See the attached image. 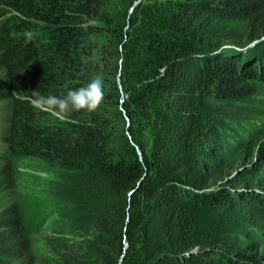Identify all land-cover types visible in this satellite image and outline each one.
Wrapping results in <instances>:
<instances>
[{
  "label": "trees",
  "instance_id": "obj_1",
  "mask_svg": "<svg viewBox=\"0 0 264 264\" xmlns=\"http://www.w3.org/2000/svg\"><path fill=\"white\" fill-rule=\"evenodd\" d=\"M135 2L0 0V264H264L240 246L264 234V54L225 48L264 38V0ZM94 78V111L34 106Z\"/></svg>",
  "mask_w": 264,
  "mask_h": 264
},
{
  "label": "rangeland",
  "instance_id": "obj_2",
  "mask_svg": "<svg viewBox=\"0 0 264 264\" xmlns=\"http://www.w3.org/2000/svg\"><path fill=\"white\" fill-rule=\"evenodd\" d=\"M247 34H249V30L247 31ZM250 49V48H249ZM248 49V50H249ZM251 53L247 55V58L251 60L252 58H258V56H261L264 54V45L262 46H254L250 49ZM252 62V61H251ZM264 63V61L262 60ZM3 80V76L0 74V84ZM257 101H261L264 104V88L260 89V94L258 95V98H256ZM0 110V114H3L5 116L4 123L7 122V116L9 114L8 109L4 106ZM6 124L3 125L5 127ZM254 133H248L246 139L251 140L253 143L256 142V139L264 133V115L258 117V121L254 122L252 124ZM1 130V126H0ZM2 135V134H0ZM1 138V137H0ZM244 140V138L242 139ZM259 143V142H258ZM257 143V144H258ZM260 145V144H259ZM257 147V146H256ZM260 146L255 149L258 151ZM6 147L1 142L0 139V152H5ZM17 167V172L19 173L18 178V188L15 190L13 194V203L15 202V198L20 202L19 207H22L27 214L35 213V211L40 208H42V204L44 200L46 199V192L43 190V186L41 184H38L36 179L37 177L46 179V175H38V172L30 161L24 160V161H15L14 162ZM261 181L259 183H254L255 185H262L264 184V172L261 173ZM263 189V188H261ZM29 214V215H30ZM246 227V228H245ZM247 230L245 241L240 243V246H248L251 243H256L258 246V249L256 253L259 256H263V262H264V234H262V230L260 233L257 232V230H251L250 227L244 226V230Z\"/></svg>",
  "mask_w": 264,
  "mask_h": 264
},
{
  "label": "clouds",
  "instance_id": "obj_3",
  "mask_svg": "<svg viewBox=\"0 0 264 264\" xmlns=\"http://www.w3.org/2000/svg\"><path fill=\"white\" fill-rule=\"evenodd\" d=\"M25 36L28 41L32 39V33L27 32ZM102 81L99 79L90 80L85 86L68 90L61 96H45L34 91L35 107L47 109L55 113L65 114L71 110L94 111L101 102Z\"/></svg>",
  "mask_w": 264,
  "mask_h": 264
},
{
  "label": "water",
  "instance_id": "obj_4",
  "mask_svg": "<svg viewBox=\"0 0 264 264\" xmlns=\"http://www.w3.org/2000/svg\"><path fill=\"white\" fill-rule=\"evenodd\" d=\"M143 0H136V2L134 3L133 7L130 10V14H132L135 10V8L142 2ZM129 14V15H130ZM263 39L259 40V41H255L254 43H250V44H246L245 46H241V47H237L235 45H228L225 48L228 50H235V51H239V52H245L247 51V49L252 48L254 46H256L259 42H261Z\"/></svg>",
  "mask_w": 264,
  "mask_h": 264
}]
</instances>
